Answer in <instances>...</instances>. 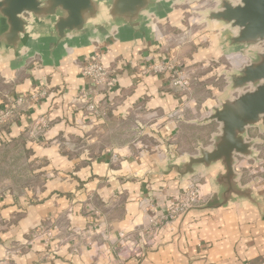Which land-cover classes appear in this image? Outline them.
<instances>
[{
  "label": "crops",
  "instance_id": "obj_1",
  "mask_svg": "<svg viewBox=\"0 0 264 264\" xmlns=\"http://www.w3.org/2000/svg\"><path fill=\"white\" fill-rule=\"evenodd\" d=\"M171 15L172 11H166L152 20ZM173 47L151 23L138 42L114 31L105 38L70 43L54 51L50 46L25 48L18 61L0 58V108L15 105L19 97L39 88L49 91L20 110L2 134L6 139L17 138L39 117L49 120L43 138L26 141L32 149L31 159H41L44 177L37 198L24 204L10 191L0 195V214L19 215L13 234L27 244L22 256H13L16 264H264V181L246 178L242 167L253 164L245 157H237L236 168L241 182L253 184L263 196L261 209L243 203L191 214L180 232L176 222L152 234L141 257L129 256V241L120 243L121 232L132 238L146 226V203L153 204L152 213L164 214L190 182L188 178L181 183L175 174H157L167 154L181 156L171 151L169 142L177 128L188 121L211 124L193 121L199 118L188 115L189 107L195 112L192 105L183 104L184 96L168 87L169 74L150 69L171 58L191 64L197 62L192 58L206 56L203 49L195 57L185 55L192 52L186 48L182 51L185 56H179ZM95 55L115 78V84L96 99L107 107V117L90 112L86 105L72 104L73 99L91 91V80L82 73V65ZM236 56L242 62L247 60ZM127 125L133 128V138L128 134L114 137L115 129L122 127L125 132ZM248 139H253L249 130ZM73 143L85 144L87 149L72 154L60 147ZM253 170H249L250 176L260 171L263 178L264 167ZM211 178L209 174L201 183L206 199L215 191ZM69 210L72 224L86 231V240L77 251L72 242L55 239L46 243L45 236L37 233L40 226L52 225Z\"/></svg>",
  "mask_w": 264,
  "mask_h": 264
},
{
  "label": "water",
  "instance_id": "obj_2",
  "mask_svg": "<svg viewBox=\"0 0 264 264\" xmlns=\"http://www.w3.org/2000/svg\"><path fill=\"white\" fill-rule=\"evenodd\" d=\"M184 1L0 0V58L18 61L25 48L50 46L54 51L70 43L105 38L114 31L138 42L153 17H162L173 4ZM204 19L227 28L230 33L221 34L220 45L242 53L248 63L230 74L228 92L208 116L196 121L219 124L212 147H201L198 154L184 159L167 154L157 171L175 174L181 183L198 173L212 174L213 195L180 215L178 232L191 214L243 203L263 207V196L253 184H242L236 165L237 157L260 160L258 141L248 139V130L257 126L264 131V49L258 47L264 41V0H218Z\"/></svg>",
  "mask_w": 264,
  "mask_h": 264
},
{
  "label": "rangeland",
  "instance_id": "obj_3",
  "mask_svg": "<svg viewBox=\"0 0 264 264\" xmlns=\"http://www.w3.org/2000/svg\"><path fill=\"white\" fill-rule=\"evenodd\" d=\"M217 4L218 0H185L170 7L169 11H172L170 17L151 21V23L155 24V28L162 30L165 39L172 41L173 48L176 50H174V53H178L179 56L183 55L182 51L184 48L192 51L185 52V55L192 53L194 57L195 53H199L202 49L206 52V56L201 58V60L192 58V61L197 60V62H191V64H186L182 60L173 61L171 58L166 63L170 66L172 65L173 68L162 72L169 74L168 83L178 78V74L188 75L186 79L189 82L187 88L172 90L184 96L183 104L192 105L195 112H191L189 107L188 115L191 119L199 118L193 121L202 120L204 118L202 113L205 117L209 115L212 107L219 104L220 97L228 92L231 85L230 74L244 65V61L242 62L236 56L242 55V53L235 50L229 51L227 47L220 45L221 34H229L230 31L217 24H209L204 19V13L209 9L215 8ZM168 87L170 88L169 84ZM236 94L235 92L232 95L235 96ZM199 110L201 112H198ZM8 122H0V195L10 191L18 198H22L25 204L28 199L37 198L36 195L42 186L44 177L41 172V159H31L32 149L26 141L27 139L37 140L43 138L49 126L43 130L36 128L35 131H32L34 127L28 128L25 129L24 134L20 137H11L12 139L9 137L6 139L2 134L7 130ZM216 125V122H211L208 125L195 124L189 121L181 123L174 137L169 141L171 142V151L181 154V156H175L184 159L187 155L198 154L201 147L210 149L213 144V134L217 130ZM122 130V127L115 129L114 137L128 134L130 135L129 138H133L134 133L131 126L127 125L125 132ZM249 132L258 141L255 147L260 160H249L248 163L253 165H244L242 169L247 174L246 178L248 180L251 177L255 178L254 180L259 177V180L256 181L261 183L264 181V176L260 179L263 173L259 171L252 173L250 176L249 170L254 169L253 171H255L264 167V131L256 126L249 128ZM148 142L150 145L154 144L152 143L154 141L150 139ZM70 146L60 145V147L72 154L87 149L85 144L73 143ZM198 174L204 175L200 180L201 183L209 175ZM242 184L247 183L242 182ZM18 221L19 215L17 217L12 212H7L4 215L0 214V264H16V259L13 256H22L25 253L27 244L17 241L13 234L16 227L19 226ZM52 226H40V229L37 230L38 237L45 236L46 240V232ZM78 231V234L73 231H66L67 234H64L61 243H77L79 249L81 247L80 244L86 240V231L80 229ZM74 237L76 238L73 239Z\"/></svg>",
  "mask_w": 264,
  "mask_h": 264
},
{
  "label": "built area",
  "instance_id": "obj_4",
  "mask_svg": "<svg viewBox=\"0 0 264 264\" xmlns=\"http://www.w3.org/2000/svg\"><path fill=\"white\" fill-rule=\"evenodd\" d=\"M237 2V0H233ZM260 49H264V41L258 44ZM248 63V59L244 61L243 64ZM165 64V65H164ZM173 68V66L168 63H158L153 64L150 69L153 72H165L167 69ZM82 73L91 80V91L89 95L79 96L72 100L73 105L85 106L86 108L97 115L107 117V107L101 105L97 97L110 89L115 84V78L112 76V70L102 63L100 56L95 55L92 58H86L85 62L82 65ZM178 74V78L170 81L169 86L171 89L177 88H187L188 86V75ZM48 88H42L34 90L27 95L19 97L15 105L4 106L0 108V122H8L14 118L20 110H24L25 106L32 102L38 101L48 95ZM82 106V107H83ZM33 126L35 131L36 128L45 129L49 126V120L44 116H41L35 122ZM250 137H253V134H250ZM202 175L197 174L190 177L189 184L181 191L178 196L177 201L169 208V210L164 214H155L151 210L154 208L151 202L145 204L144 209L147 211L146 216V226L141 227L136 235L131 238V235L127 232L120 233V243L123 245L129 244V256L141 257L146 249L151 244V235L158 232L162 227L165 226H174L178 221L180 215L186 211L188 208L193 206H198L206 202V197L201 193V180ZM72 211H67L56 218L53 226L48 229L46 232V242L49 243L57 239L61 243L63 240L64 234H67L66 231H73L78 234V228L72 224ZM98 213L97 211H95ZM150 212V214H149ZM146 229L149 232H146ZM67 237V235H66ZM65 237V238H66ZM74 237L73 239H75ZM74 249L78 250V244L74 243Z\"/></svg>",
  "mask_w": 264,
  "mask_h": 264
}]
</instances>
